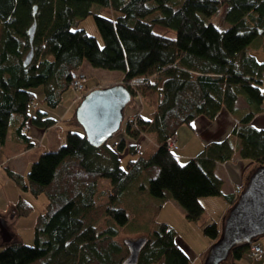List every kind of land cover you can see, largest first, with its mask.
Listing matches in <instances>:
<instances>
[{
  "label": "trees",
  "instance_id": "trees-1",
  "mask_svg": "<svg viewBox=\"0 0 264 264\" xmlns=\"http://www.w3.org/2000/svg\"><path fill=\"white\" fill-rule=\"evenodd\" d=\"M93 4L117 14L102 15ZM221 8L227 26L210 19ZM89 14L101 43L75 25ZM155 24L174 29L175 36L156 32ZM252 44L264 50V0H0V165L20 190L45 196L32 242H2L0 264H122L128 249L118 233L129 217L119 201L131 192H148L145 205L155 213L171 199L188 220L203 212L201 197L221 196L232 204L233 194L221 190L216 163L230 159L235 148L250 164L264 163V128L251 122L264 102V60L251 52ZM30 48L31 59L24 64ZM83 62L121 71L118 83L131 98L141 96L147 111L138 105L122 129L100 145L90 143L83 130L69 129L58 148L41 152L25 176L12 169L6 164L12 151L37 143L32 130L57 122L49 109L59 105L63 92L84 91L87 77L78 70ZM74 71L82 76L81 89L73 85ZM40 85L43 92L37 95L34 88ZM239 98L246 103L240 112ZM80 101L72 122L78 123ZM223 107L237 119L230 135L180 160L179 127H193L197 117L213 119ZM168 138L175 147L169 148ZM101 178L108 179V187ZM14 207L20 216L33 211L20 194ZM150 218L154 222V215ZM202 232L216 239L219 226L205 223ZM139 235L146 242L136 264H190L167 222H155ZM250 247L236 246L230 263L253 260Z\"/></svg>",
  "mask_w": 264,
  "mask_h": 264
},
{
  "label": "rangeland",
  "instance_id": "rangeland-1",
  "mask_svg": "<svg viewBox=\"0 0 264 264\" xmlns=\"http://www.w3.org/2000/svg\"><path fill=\"white\" fill-rule=\"evenodd\" d=\"M92 10L95 12H99L102 15L109 16V17H114L117 14L115 10H112L109 7L101 6L98 4H93ZM222 12H223V9L221 8L220 11H218L216 14L211 16L210 19L218 25L227 26L225 25L226 23L222 21ZM75 25H77V27L83 28L89 35L95 36L98 42L101 43V36L96 28L92 14H89L86 17L80 19ZM153 30H155L156 32L162 33V34H166L171 37L175 36V31L172 28L163 27V26L155 24L153 26ZM254 45L255 44H252V46L250 47L251 52L255 54L257 59L264 60V50L258 47H254ZM78 70L82 71V74H84L87 77V80L85 81L87 82V86L83 89L84 90L83 92H80V94L78 90H74L71 87L67 88L62 94L63 95L62 100L59 102V105L61 106H59L58 108L52 109V110L51 108L49 109L53 114H60V112L64 110L66 114V116L64 115L65 118L70 119L72 109L76 106L77 104L76 102L82 99V95L86 94L87 92L97 87H103V86L118 83L120 82V79L122 76L121 71L94 68V67H91L87 62H83L81 69H78ZM74 72H78V71H74ZM34 89L37 95H42V92H43L42 85L35 87ZM71 97L73 99L72 102H74V104L72 105V108L70 109V111H67V109L65 108L67 104L71 101ZM153 99H154V96L151 99L152 103L154 102ZM65 100L68 103L67 102L65 103ZM240 101L242 104H244L243 100H240ZM134 105L135 107H133ZM138 105L140 106L138 107ZM141 105H142L141 96H133L129 100V102L124 108L121 129H122V126L125 124L126 119L130 117V115H133L134 109L137 107L141 108ZM146 107L147 106L145 105V107H142L141 110L145 109V112H146L147 111ZM66 111L68 112V114ZM62 117L63 115L61 116L59 115L58 121H60ZM67 124L69 125V120H63L60 126L62 127L63 125H67ZM76 125H77L76 130H78L79 132H82L81 126L79 124H76ZM63 128L65 129V126ZM121 129L117 132L118 134L121 133ZM67 130L65 129L62 132V134H58L60 136V139H61V136L63 138ZM191 133H192V136H194V133L193 132ZM9 134H10V131H8V136L10 137ZM49 135H50L49 137L50 140L46 137L41 145L36 144L30 147L33 149H28L26 152H24V154L22 153L16 156V159L10 161L9 163L7 159L6 164H8V166H10L12 169L15 168V170H17L19 173L25 176L26 173L28 172V169L31 163L38 158L41 152L45 150H53V149L58 148L57 147L58 141L55 140L51 136L50 133ZM51 140H53V143L49 144ZM11 146L12 144L10 142V144L8 145L9 148L8 150H6L7 152H10ZM44 147H46V149H44ZM177 150H175V152H177ZM129 157L130 156H127L124 159L123 158L121 159L122 166H124V164L126 163ZM15 162L19 166L14 167L13 164H15ZM253 166L254 165L250 164V167L248 168V171L246 172V174L250 171V169ZM142 179L143 177H141V180ZM100 181H101L100 183L103 184L105 188L108 187V179L101 178ZM146 181L147 179L145 178V183ZM19 194L22 195V197L25 200L33 204L32 215L29 214L26 216H22V215L20 216L15 213L14 203L17 201ZM127 195L128 196L126 197L124 196L120 199L119 204L126 209L127 215L129 217V221L127 224H125L124 226L120 228L119 233H118V239H121V238L133 239V238H137L140 236H144V235H139V234L146 233L148 231V228L154 225L155 222L171 221L174 225L172 227L175 229V231H177L176 235L178 236L180 241L183 244L185 242L191 248V250L194 251L196 254H200V252L205 251L214 241V239L203 234L202 226L205 223L211 222L212 217L216 218L218 216L217 208L215 205H212L208 207L207 209H205L204 210L205 212L204 213L202 212L200 217L197 220H188L184 215L183 209L177 204H171V202L169 201H167L166 205L161 206L159 211L155 213L153 209L149 207V205L148 206L145 205V203L149 201V196H150L148 192L146 191L144 195L142 194L136 195L133 192ZM44 197L45 196L43 194H40L38 196H33L28 191L26 192V191L20 190L19 187L14 183V181L5 174L4 168L0 165V218L2 217L6 219L7 228L12 235V239L14 240L22 239L24 243L32 242L33 240V227L32 226L34 225V223L33 225H31L32 220H33L32 217L36 215L37 212H39L42 209L41 205H42V202L44 201ZM140 197L142 198V200H139ZM151 215L152 216L154 215V218H155V219L153 218L154 222L148 221ZM100 223H101L100 227H102L104 223L103 222H100ZM257 241H259V243L264 245V237H261ZM2 242L3 241H2L1 231H0V250L2 249ZM257 261H260L262 263V260H257ZM257 261L256 259L255 260L251 259L250 261H247L245 258H241L237 260L236 264H261L260 262H257ZM190 264H201V260H198V262H195L192 256Z\"/></svg>",
  "mask_w": 264,
  "mask_h": 264
},
{
  "label": "water",
  "instance_id": "water-1",
  "mask_svg": "<svg viewBox=\"0 0 264 264\" xmlns=\"http://www.w3.org/2000/svg\"><path fill=\"white\" fill-rule=\"evenodd\" d=\"M34 27L33 21L28 30L30 42ZM31 56L32 48L23 63L27 64ZM130 98V91L122 83L97 87L83 96L75 116L90 143L100 145L120 128ZM0 231L3 242L12 240L6 219L2 217ZM261 237H264V163L254 165L246 174L241 191L221 218L218 236L208 247L203 264H229L231 251L236 246L251 244ZM145 242V236L124 238L128 254L122 264H136Z\"/></svg>",
  "mask_w": 264,
  "mask_h": 264
},
{
  "label": "crops",
  "instance_id": "crops-1",
  "mask_svg": "<svg viewBox=\"0 0 264 264\" xmlns=\"http://www.w3.org/2000/svg\"><path fill=\"white\" fill-rule=\"evenodd\" d=\"M62 100V99H61ZM242 100L241 98L238 99L237 101V107L240 112L243 108H245L246 103L244 104L241 103ZM70 101V100H69ZM72 97L71 101L68 103L65 100V103L67 102V106L65 109L67 111H70V108L74 104L72 102ZM61 105H57L55 108H58ZM66 111V112H67ZM68 114V112H67ZM56 117L59 115H63V117L60 119V121L57 120V122L45 129L44 131L40 129H33L32 130V138L33 140L39 142L38 145H41L45 138L47 137L50 140V135L60 142V136L58 134H62V132L66 129H76L78 123L72 122L71 119H66L65 112L64 110L60 112V114H55ZM65 115V116H64ZM63 120H69V125H63L62 127L60 126L61 122ZM71 121V123H70ZM237 122V119L235 117V114L227 111L224 107L219 110L217 115L213 119H206L203 117H197L194 120L193 127H187V126H181L179 129L176 131L175 136L177 140V145H178V150L176 152V156L180 160H184L188 157H191L195 153H197L201 147L207 143L208 141L212 139H222L223 137H228L231 133V129L233 125ZM251 122L258 127L264 128V102L262 105V110L260 112H257L253 115V118L251 119ZM59 126V127H58ZM65 126V129L63 128ZM194 133V136H192V133ZM10 135V134H9ZM62 137V136H61ZM7 138L9 136L7 135ZM235 138V137H233ZM36 143V144H37ZM49 143V142H47ZM53 140L49 144H52ZM235 143L237 144L238 141L235 138ZM35 144V145H36ZM36 148V147H34ZM33 149V148H29ZM46 149V147H44ZM28 150V149H27ZM27 150H20V147L18 146V149H15L12 151V153L6 158L8 159V163L14 159H16V156L20 154H24ZM14 167L19 166L16 162L13 164ZM250 167V162L247 159H243L239 156L237 148H235L233 155L231 156L230 159H227L222 162H217L215 167H214V172L215 174L221 178L222 180V186L221 190L224 194H231L232 189L235 184H239L240 186L243 185V181L246 176V172L248 171V168ZM15 170V168H14ZM17 171V170H16ZM167 201L171 202V204H175L173 200L168 199ZM167 201L163 203L162 206L167 204ZM200 203L203 207V213L205 212L204 210L207 209L208 207L215 205L217 208V217H212V221H215L217 225L219 226V223L221 221V218L223 214L225 213L226 209L231 205L229 202L224 200L221 196H204L200 198ZM177 206V205H176ZM183 212V211H182ZM32 215V213L30 214ZM32 224L34 223L35 215L32 217ZM206 221V220H204ZM203 221V223H204ZM168 224L171 226H174L171 221H167ZM177 234V231H176ZM176 240L179 243V245L185 250L186 254L188 255L190 262H191V257L193 256L194 261L198 262V260H201V264H203L204 256L207 252V249L203 252H200V254H196L194 251L191 250V248L184 242V244L180 241L178 236L176 235Z\"/></svg>",
  "mask_w": 264,
  "mask_h": 264
},
{
  "label": "built area",
  "instance_id": "built-area-1",
  "mask_svg": "<svg viewBox=\"0 0 264 264\" xmlns=\"http://www.w3.org/2000/svg\"><path fill=\"white\" fill-rule=\"evenodd\" d=\"M81 77L82 76L80 73L72 72L73 85H74V87H76L78 89L82 88ZM131 118H132V116L130 115V117H128L126 119V121L128 119H131ZM167 141L169 143L168 144L169 148L175 147V141L173 138H168ZM240 191H241V186L239 184H235L233 189H232V194H233L234 198H236L238 196ZM250 250H251V253H252V256L254 259L264 261V245H262L258 241L253 242V243H251Z\"/></svg>",
  "mask_w": 264,
  "mask_h": 264
},
{
  "label": "bare ground",
  "instance_id": "bare-ground-1",
  "mask_svg": "<svg viewBox=\"0 0 264 264\" xmlns=\"http://www.w3.org/2000/svg\"><path fill=\"white\" fill-rule=\"evenodd\" d=\"M138 144V143H137Z\"/></svg>",
  "mask_w": 264,
  "mask_h": 264
}]
</instances>
